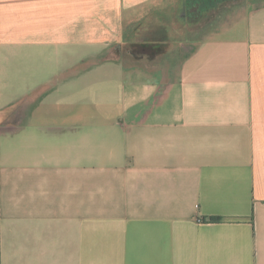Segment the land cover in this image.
Here are the masks:
<instances>
[{"label": "crops", "instance_id": "crops-1", "mask_svg": "<svg viewBox=\"0 0 264 264\" xmlns=\"http://www.w3.org/2000/svg\"><path fill=\"white\" fill-rule=\"evenodd\" d=\"M0 264H264V0H0Z\"/></svg>", "mask_w": 264, "mask_h": 264}, {"label": "trees", "instance_id": "trees-1", "mask_svg": "<svg viewBox=\"0 0 264 264\" xmlns=\"http://www.w3.org/2000/svg\"><path fill=\"white\" fill-rule=\"evenodd\" d=\"M211 220L216 221V222H219V221H221V218L215 217V218H211Z\"/></svg>", "mask_w": 264, "mask_h": 264}]
</instances>
